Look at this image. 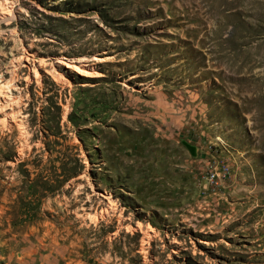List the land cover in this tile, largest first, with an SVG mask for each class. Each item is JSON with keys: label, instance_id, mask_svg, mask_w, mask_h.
<instances>
[{"label": "rangeland", "instance_id": "374dc122", "mask_svg": "<svg viewBox=\"0 0 264 264\" xmlns=\"http://www.w3.org/2000/svg\"><path fill=\"white\" fill-rule=\"evenodd\" d=\"M0 80V264H264V0H0Z\"/></svg>", "mask_w": 264, "mask_h": 264}, {"label": "bare ground", "instance_id": "6f19581e", "mask_svg": "<svg viewBox=\"0 0 264 264\" xmlns=\"http://www.w3.org/2000/svg\"><path fill=\"white\" fill-rule=\"evenodd\" d=\"M3 1H5V0H3ZM2 9H5L6 12L10 10V8H7L6 6ZM11 67H12V69L15 68L14 63H11ZM10 82H8V80H7V82L5 81V82L1 83V80H0V94H2L5 98H6L5 95H7L8 94L7 92L10 90V86H11ZM4 100H6V102H7V99H4Z\"/></svg>", "mask_w": 264, "mask_h": 264}]
</instances>
